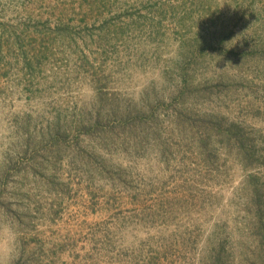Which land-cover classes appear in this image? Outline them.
Returning a JSON list of instances; mask_svg holds the SVG:
<instances>
[{"label":"rangeland","instance_id":"374dc122","mask_svg":"<svg viewBox=\"0 0 264 264\" xmlns=\"http://www.w3.org/2000/svg\"><path fill=\"white\" fill-rule=\"evenodd\" d=\"M0 264H264V0H0Z\"/></svg>","mask_w":264,"mask_h":264}]
</instances>
